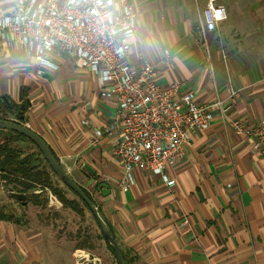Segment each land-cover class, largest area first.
<instances>
[{"label":"crops","instance_id":"crops-1","mask_svg":"<svg viewBox=\"0 0 264 264\" xmlns=\"http://www.w3.org/2000/svg\"><path fill=\"white\" fill-rule=\"evenodd\" d=\"M125 2L136 11V31L124 41L131 66L146 61L153 81L177 84L178 97L190 93L198 104H227L229 90L240 89L225 116L214 110L209 126L190 134L185 160L167 170L172 185L143 170L126 177L116 133L95 134L111 126L116 101L71 56L53 52L44 64L0 37V97L27 103L21 123L89 194L125 264H264V155L229 126L264 118V0H218L227 18L205 36L197 28L204 0ZM14 3L0 0V14ZM113 9L120 12L117 1ZM4 191L0 204L12 199ZM2 212L0 264H59L60 252L50 247L59 254L49 261L29 221Z\"/></svg>","mask_w":264,"mask_h":264},{"label":"built area","instance_id":"built-area-1","mask_svg":"<svg viewBox=\"0 0 264 264\" xmlns=\"http://www.w3.org/2000/svg\"><path fill=\"white\" fill-rule=\"evenodd\" d=\"M12 1L10 11L0 14L1 39L44 64L53 52L71 56L76 66L98 75L106 87L103 96L115 99L111 126L95 134L116 133L113 153L126 177L133 169L143 170L172 185L167 170L185 160L190 134L207 128L214 110L225 116L240 91L230 89L227 104H198L190 93L178 97L177 84L160 86L153 81L155 70L146 61L131 66L124 41L136 31V11L125 0ZM116 1L121 6L118 13L113 9ZM226 18L218 0H204L199 33L216 31ZM229 126L235 135L252 139L264 155V118L253 127L231 119ZM77 259L86 262L84 256Z\"/></svg>","mask_w":264,"mask_h":264},{"label":"rangeland","instance_id":"rangeland-1","mask_svg":"<svg viewBox=\"0 0 264 264\" xmlns=\"http://www.w3.org/2000/svg\"><path fill=\"white\" fill-rule=\"evenodd\" d=\"M198 2L200 7V1ZM8 117L12 118L9 115ZM18 146L30 147L28 143H19ZM30 150L36 153L34 148L30 147ZM41 159L39 155V160L41 161ZM71 175L75 177L74 173ZM53 182L61 188L57 180L53 179ZM62 190L68 199H76L69 190L63 187ZM34 194L37 202H39L38 205L34 203V198L30 197L23 207L10 199L1 202L0 208L6 213L12 212L15 216L21 217L22 220L29 221L28 224L33 231L42 235L46 244L45 247H48L46 255L50 258L49 261L52 260L53 254H59L50 251V247L53 248L54 246L60 252L59 264H66L68 260L71 264H116L111 250L104 239L99 237L97 225L88 213L84 212V215L79 217L71 211L63 209L49 190L37 189ZM77 233L80 236L77 237ZM87 235L89 240L85 242L84 239H87L85 238ZM83 241L86 243V247H77V243L83 244ZM78 255L84 256L86 262L78 260L77 258L81 257Z\"/></svg>","mask_w":264,"mask_h":264},{"label":"trees","instance_id":"trees-1","mask_svg":"<svg viewBox=\"0 0 264 264\" xmlns=\"http://www.w3.org/2000/svg\"><path fill=\"white\" fill-rule=\"evenodd\" d=\"M22 103H24L25 109L21 112L20 105H15L7 96H1L0 119L8 121L17 120L19 115L24 114L27 108L25 102ZM8 115L12 116L13 119H10ZM19 143H28L31 148L36 150V153L31 152L30 147L22 148L21 146H18ZM39 155L40 154L36 147L25 137L11 131L0 130V186L5 189L11 188L17 193L25 194V203L17 202L22 205L27 204L30 197L34 198V203L38 205L39 202H37L36 197L34 196L35 190H49L56 197L63 209L69 210L79 217H82L84 212H86L92 221L96 223L86 205L73 192L72 193L76 199L70 200L67 198L65 192L62 190V187L65 189L67 188L57 179L43 158L41 157V161L39 160ZM35 163H37V165H35ZM53 179L57 180V183L61 186V188L54 184ZM82 190L91 200L86 190L83 188ZM2 211L3 210L0 208V220L5 218ZM98 235L103 238L99 231ZM78 236L80 235L77 233V237ZM85 238H87L84 239L85 242L86 240H89L88 235ZM85 242L83 241V244L77 243V247H86ZM111 253L113 254L112 250Z\"/></svg>","mask_w":264,"mask_h":264},{"label":"water","instance_id":"water-1","mask_svg":"<svg viewBox=\"0 0 264 264\" xmlns=\"http://www.w3.org/2000/svg\"><path fill=\"white\" fill-rule=\"evenodd\" d=\"M22 99V97H21ZM27 105V103H25ZM21 112L24 111L25 105L24 103L20 104ZM24 119V115L20 114L17 120L8 121L4 119H0V130L11 131L17 133L26 139H28L38 150L40 156L47 163L51 171L55 174L57 179L71 192H73L88 208L90 214L94 217L96 225L99 229L100 234L103 236L104 240L112 250L114 254V259L116 264H125L121 250L114 239L113 233L106 223L105 217L101 213V211L96 207V205L86 196L82 188L76 184L68 172L59 164V162L53 156L51 150L43 141V139L30 130L28 127L23 125L21 122ZM37 165V163H35ZM83 168L93 174V171L87 165H84ZM5 192L8 196L16 201L25 203L26 196L22 193H17L13 191L11 188H6Z\"/></svg>","mask_w":264,"mask_h":264},{"label":"flooded vegetation","instance_id":"flooded-vegetation-1","mask_svg":"<svg viewBox=\"0 0 264 264\" xmlns=\"http://www.w3.org/2000/svg\"><path fill=\"white\" fill-rule=\"evenodd\" d=\"M20 203H22V202H20Z\"/></svg>","mask_w":264,"mask_h":264}]
</instances>
